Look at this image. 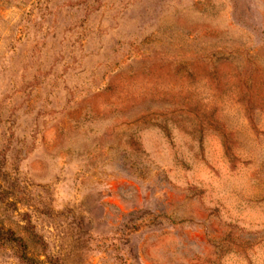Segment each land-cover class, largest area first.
Wrapping results in <instances>:
<instances>
[{
  "label": "rangeland",
  "instance_id": "obj_1",
  "mask_svg": "<svg viewBox=\"0 0 264 264\" xmlns=\"http://www.w3.org/2000/svg\"><path fill=\"white\" fill-rule=\"evenodd\" d=\"M264 264V0H0V264Z\"/></svg>",
  "mask_w": 264,
  "mask_h": 264
},
{
  "label": "trees",
  "instance_id": "obj_2",
  "mask_svg": "<svg viewBox=\"0 0 264 264\" xmlns=\"http://www.w3.org/2000/svg\"><path fill=\"white\" fill-rule=\"evenodd\" d=\"M25 258V261L28 263V264H38L37 261H35L34 259H31V258H27L26 256H24Z\"/></svg>",
  "mask_w": 264,
  "mask_h": 264
}]
</instances>
